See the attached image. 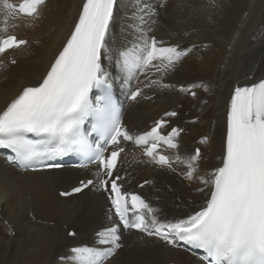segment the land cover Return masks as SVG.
Returning a JSON list of instances; mask_svg holds the SVG:
<instances>
[{"label":"bare ground","instance_id":"6f19581e","mask_svg":"<svg viewBox=\"0 0 264 264\" xmlns=\"http://www.w3.org/2000/svg\"><path fill=\"white\" fill-rule=\"evenodd\" d=\"M18 1L7 0L12 5ZM3 2L0 38L14 35L26 40L28 47L14 53L15 66L0 74V111L24 87L42 80L74 30L84 0H45L32 26L5 9ZM40 32L45 42L38 39ZM141 32L163 42L158 46L196 47L165 74L155 67L138 78V71L122 74L118 53L139 43ZM109 47L112 59L104 65L120 92L127 96L141 90L139 98L125 105L123 123L129 133L143 134L171 111L177 117L168 120L169 129H184L177 149L165 153L171 167L157 166L139 150L126 148L117 169L125 175V190L140 193L160 210L161 219L186 217L200 209L209 191L199 177L220 165L234 88L264 79V0H118ZM194 84L204 85L192 88L194 98L180 91ZM205 137L207 142L201 144ZM196 148L201 149L199 170L197 178L189 180L184 175L187 167L176 157L194 154ZM95 173V167L19 173L0 158V264H66L59 259L69 256L72 247H107L98 244L96 235L115 222L108 218L104 195L91 189L68 199L58 197V192ZM69 232L76 235L71 237ZM120 235L122 247L105 264H197L196 256L154 236L122 229Z\"/></svg>","mask_w":264,"mask_h":264},{"label":"snow or ice","instance_id":"6c2138e0","mask_svg":"<svg viewBox=\"0 0 264 264\" xmlns=\"http://www.w3.org/2000/svg\"><path fill=\"white\" fill-rule=\"evenodd\" d=\"M43 3L44 0H23L17 9L4 0L3 7L32 17L39 14ZM117 3L118 0H84L70 38L42 81L24 87L0 111V150H8L11 162L25 171L59 169L61 158L69 155L81 156L98 165L95 178L81 180L72 193H81L89 187L106 193L110 203L108 218L112 220L114 213L118 223L97 233L98 244L107 247H72L70 255L60 259L66 264H105L122 247V225L125 230L155 236L172 247L182 244L202 250L197 264H264V79L251 86H236L231 94L220 165L199 177L209 190L200 210L182 218L161 219L159 209L124 189V177L115 171L117 158L124 152L121 138L145 146L146 156L171 167L172 160L158 155V148L161 144L177 148L176 139L183 129L172 127L166 135L162 134L168 123L163 118L150 131L135 137L124 127L121 109L113 99L110 73L104 65L105 60L112 59L109 35ZM139 40L118 53L122 74L134 75L150 65L165 74L196 47L181 50L179 46H158L163 42L143 32ZM26 43L7 36L0 42V52ZM153 61L159 63L153 65ZM196 87L204 85L181 87L180 91L195 96L192 88ZM94 89L100 92L95 101L90 98ZM139 95L140 89L132 91L130 99L134 101ZM164 115L175 117L177 113ZM89 120L91 131L85 127ZM93 133L102 138V143L90 142ZM206 142L207 137L202 138L201 143ZM106 146L113 149L110 154H106ZM200 159V148L184 158L176 157L187 167L184 175L189 180L197 178ZM197 191L204 192V188Z\"/></svg>","mask_w":264,"mask_h":264},{"label":"rangeland","instance_id":"374dc122","mask_svg":"<svg viewBox=\"0 0 264 264\" xmlns=\"http://www.w3.org/2000/svg\"><path fill=\"white\" fill-rule=\"evenodd\" d=\"M4 4V3H3ZM148 11V10H147ZM150 15L152 14V13H149ZM148 18H149V16H148ZM38 39H40L42 42H45L44 41V39H45V34H43L42 32H40L39 33V35H38ZM35 44V43H34ZM51 225V224H50ZM52 226V225H51Z\"/></svg>","mask_w":264,"mask_h":264}]
</instances>
